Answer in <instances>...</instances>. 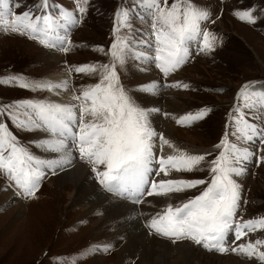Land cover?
Here are the masks:
<instances>
[{"label":"rangeland","instance_id":"1","mask_svg":"<svg viewBox=\"0 0 264 264\" xmlns=\"http://www.w3.org/2000/svg\"><path fill=\"white\" fill-rule=\"evenodd\" d=\"M141 3L144 4L142 0H87V3L80 4L86 9L85 12L80 13L77 10V0H48L47 8L41 7V0H8L12 11L20 13L31 11L33 16L50 14L57 18L55 34L60 36L67 34L73 46L65 53L49 49L37 40L30 39L27 34L11 32L6 34L0 31V76L20 74L30 80L44 81L47 61L42 59L43 51L51 50L60 57L59 65L65 70L68 64L108 63L110 57L105 53L116 39L113 29L117 26V12L128 9L130 27L120 28L119 35L130 39L131 54L126 58L124 65H117L121 84L142 106L138 94L145 92L138 90V86L153 82L132 83L128 81V76H133L135 69L150 67L155 74L156 91L163 95L161 97L163 103L161 102L158 113L165 121V126L158 128L153 124L154 121L150 120L152 127L158 133L162 132L176 148L192 154L211 153L212 155L204 162L206 165L218 155L219 150L214 146L219 143L227 127L232 124L230 113L234 105L242 103L236 99L241 86L253 83L255 90L264 86V0H194L195 4L211 12L209 20L202 21L201 27L215 34L216 45L212 51L201 52L197 43L192 42L186 63L167 77L156 68L154 62L137 58L138 53H144L146 56L155 55L151 50L154 40V37H151L153 10L147 4L141 6ZM249 8L254 10L256 16L254 24L241 21L233 14L234 10ZM63 11L71 12L77 22L74 25H65L64 20L59 18ZM98 47L105 51L96 50ZM69 75H71L70 84L73 86L87 85L98 80L97 75L89 76L82 73ZM175 81L187 83L190 87L185 89L165 86ZM50 95L51 92L47 90L31 91L15 85H0L2 103L24 99L51 100ZM166 102L170 103L169 106L165 105ZM201 108L210 109L203 119L190 125L176 123L174 117L179 118ZM165 113L169 115L166 116ZM4 119L0 116V120ZM252 119L255 120L254 117ZM5 122L30 152L43 159L45 151L37 147L35 142L46 137L47 133L39 130H21L16 128L13 122ZM255 122L260 123L259 120ZM229 139L235 142L234 137L230 136ZM158 147L160 144L157 138L155 152H158L159 149H156ZM165 151L173 153V149L168 146H164L163 152L158 153L164 154ZM75 154L80 159L79 153L75 152ZM77 158L75 160L81 164ZM82 162L91 169L89 164ZM244 166L247 171L239 177H233L242 189L237 218L264 216V162L258 165L253 158L245 162ZM44 171L45 176L33 198L16 196L12 191L15 189L8 187V182L0 176V264H72L73 261L75 264H144L145 262L146 264H150L149 262L187 264L188 259L194 262L191 264H261L255 258L249 259L231 251L227 253L208 251L189 240L173 243L168 238L149 234V229L145 226L147 219L168 203L177 204L198 195L205 185L162 197L161 201H157L156 197L155 199L152 197V200L145 197L146 202L137 204L129 199L131 204L129 202L127 204L131 205V209L127 211L125 217L122 214H114L111 210L107 211L108 204L101 201V205L98 195L95 200L90 197L93 201L90 199L88 202H78L74 197L76 190L69 179L61 184L58 171L55 175L49 169L45 168ZM89 173L93 180H96L95 174L92 171ZM154 178L210 179V173L202 166L201 170L194 172H172L170 177ZM97 187L104 196L116 198L115 194L105 192L99 183ZM8 197L14 198L15 202H10ZM121 201L126 203L123 199ZM105 210L106 212H103ZM15 212L20 215L17 216ZM111 214L115 218L113 222L110 221L113 219ZM134 218L135 220H132ZM117 226L123 230H119ZM134 229L137 233L143 234V244L131 235ZM257 237L264 238V231L249 233L245 239L254 241ZM230 240L227 245L229 248L233 246ZM240 242L242 241L236 243ZM104 244H110L111 248L108 251H90L92 246ZM172 246L176 249H172ZM147 251L148 253L151 251V256Z\"/></svg>","mask_w":264,"mask_h":264},{"label":"snow or ice","instance_id":"2","mask_svg":"<svg viewBox=\"0 0 264 264\" xmlns=\"http://www.w3.org/2000/svg\"><path fill=\"white\" fill-rule=\"evenodd\" d=\"M142 2L153 10L151 50L155 55H136L154 62L165 77L186 63L192 42L197 43L201 52L214 50L217 37L201 27V22L211 16L208 9L198 6L194 0ZM81 3H87V0H77V10L83 13L86 9L80 6ZM41 7L47 8L48 0H41ZM233 14L241 21L256 22L251 8L234 10ZM59 18L65 25L77 22L68 11L61 12ZM128 19V9L117 12V26L113 29L116 39L105 53L110 57L108 63L67 65L69 74L97 75L95 83L73 86L69 79L53 82L34 81L20 74L0 76V85H15L31 91L47 90L57 95V90L72 91L65 102L43 99L0 102V116L5 118L0 120V176L8 182V187L15 189L17 196L33 198L45 176L44 169L55 175L58 170L69 166L74 153L78 152L79 158L91 166L96 180L106 192L137 204L146 202L145 197H167L205 185L198 195L177 204L168 203L155 212L146 221L149 234L168 238L173 243L189 240L208 251H231L264 264V238L245 239L249 233L264 231V216L237 218L242 189L233 178L247 171L245 162L253 158L258 165L264 162V86L259 90H255L252 83L241 86L236 99L242 103L234 105L230 113L232 124L214 146L219 150L218 155L205 165L211 153L192 154L172 145L149 121L150 114L160 109L140 106L121 84L117 65H124L131 52L130 39L122 38L119 31L130 27ZM56 24L57 18L50 14L33 16L31 11H12L8 0H0V31L27 34L49 49L67 53L73 42L67 34H55ZM96 50L105 51L100 47ZM165 86L190 87L181 81ZM156 89L155 82L138 86V90L145 93L154 94ZM209 111L201 108L174 119L177 124L190 125L203 119ZM5 121L13 122L21 130L47 133L46 137L35 142L36 146L58 155L51 159L36 157ZM230 136L235 142L229 139ZM157 138L161 153L164 146L172 148L173 153L157 156ZM257 144L259 147H255ZM202 166L207 168L210 179L154 178L170 177L172 172H194L201 170ZM230 238L231 248L227 246ZM237 241L242 242L237 244ZM110 248V244L97 245L90 251H108Z\"/></svg>","mask_w":264,"mask_h":264},{"label":"bare ground","instance_id":"3","mask_svg":"<svg viewBox=\"0 0 264 264\" xmlns=\"http://www.w3.org/2000/svg\"><path fill=\"white\" fill-rule=\"evenodd\" d=\"M44 52V55L42 56L43 58V60H46L47 62H46V71H45V80L46 81H53V82H56V81H60V80H63V79H69V82H70V77H71V75H69V72L67 71V70H65L63 67H61L60 65H59V60H60V57L58 56V55H56L55 54V52L54 51H43ZM130 67V66H129ZM133 70H134V68H133ZM154 71L150 68V67H142L141 69H135V74L133 75V76H128V81H130V82H132V83H137V84H142V83H145V82H154L155 81V78H154ZM127 78V77H126ZM44 80V81H45ZM144 85V84H143ZM58 92H59V95H57V94H55V93H53V92H51V95H50V98H51V100L52 101H57V102H65V101H67L68 99H69V97L71 96V89H69V90H57ZM49 95V94H48ZM138 96L140 97V99H138V100H140V104L142 105V106H144V107H146V108H159L160 107V105H161V102L163 103V101H162V99H161V97H163V95L161 94V93H158L157 91H155V93L153 94V93H145V94H138ZM49 97V96H48ZM169 104L170 103H167L166 102V104L165 105H167V106H169ZM150 120H153L154 121V125L156 126H158V128H160V127H163V126H165V121H163V119L161 118V115H160V113H158V112H153L152 114H150V116H149V121ZM167 128V127H166ZM162 129V128H161ZM157 150H158V152H160V147H158V148H156ZM158 152H156V155L157 156H159V155H164V156H166V155H169V154H172V153H167L166 151H165V153L164 154H160V153H158ZM58 154H56V153H49V152H44V157H43V159H51V158H53L54 156H57ZM75 158H76V154L74 153V159H73V161H72V163L69 165V166H66V167H64L62 170H58V173H59V179H60V181H61V184L63 183V181L64 180H66V179H69V181H71V183H72V185L74 186V188H75V190L76 191H74L75 192V199L79 202H88V201H90V199L92 198V199H96L98 196H99V199H100V201H99V203L102 205V203H103V201H105L107 204H108V208L106 209L107 211H109V210H111V212L112 213H118V214H122V215H125L126 213H127V211L128 210H130L131 209V205H129V204H127V202H129L130 203V201H129V199H126V198H124V197H119V196H116V198H114V199H112V198H109L108 196H104L103 195V193L98 189V187H97V184H98V182L96 181H94L93 180V178H92V176H91V174L89 173L90 171H91V169H90V167L88 166V165H86V164H84L83 162H82V160H78V161H80L81 162V164L79 163V162H77L76 160H75ZM82 165H84V166H86V168L85 167H83ZM89 171V172H88ZM158 179V178H157ZM63 188V187H62ZM7 190V189H6ZM12 191H14L15 192V190H12ZM10 192V191H9ZM106 192V191H105ZM70 193V192H69ZM107 193H109V192H107ZM16 195V194H15ZM98 195V196H97ZM110 195V194H109ZM17 196V195H16ZM111 196V195H110ZM71 197V196H70ZM73 197V196H72ZM91 197V198H90ZM112 197H114V196H112ZM152 197H154V199H155V197L157 198V201H161V198L162 197H157V196H151V197H149V199H151ZM9 198V197H8ZM117 198H119V199H117ZM91 199V201H93ZM125 200L126 201V203H124L123 201H121V200ZM15 199L14 198H9V201L11 202V201H14ZM152 200V199H151ZM5 201V200H4ZM17 201V200H16ZM101 201H102V203H101ZM150 201V200H149ZM15 202V201H14ZM75 202V201H74ZM158 203V202H157ZM96 204H97V202H96ZM131 204V203H130ZM156 204V203H155ZM81 205V204H80ZM86 205V204H85ZM84 205V206H85ZM104 205V204H103ZM83 206V207H84ZM91 206V205H90ZM92 206H94V204L92 205ZM84 209V208H83ZM88 209V208H87ZM90 210V209H89ZM92 210V209H91ZM99 210H100V207H99ZM103 210V209H102ZM106 210L105 211H103V212H106ZM85 211V210H84ZM98 212V211H97ZM110 212V211H109ZM131 212V211H130ZM130 212H129V214H130ZM10 213H11V211H10ZM82 213V212H81ZM133 213V212H132ZM15 214L18 216V215H20L18 212H15ZM92 214V213H91ZM96 214V213H95ZM108 214V213H107ZM103 215H104V213H103ZM112 215V214H111ZM111 215H108V217L109 216H111ZM127 215V214H126ZM126 215H125V217H126ZM132 215V214H131ZM137 215V214H136ZM113 216L114 215H112V218H113ZM88 217H89V215H88ZM94 217V216H93ZM96 217V216H95ZM116 217V216H115ZM120 217H121V215H120ZM90 218H91V216H90ZM123 218V217H122ZM132 218V217H131ZM97 219V218H96ZM108 219H110V218H108ZM115 218H113V219H110V221L112 220V222H113V220H114ZM118 219V218H117ZM117 219H116V221H117ZM129 219H130V217H129ZM100 220V219H99ZM105 220V219H104ZM121 220V219H120ZM132 220H135V218L134 219H132ZM101 221H103V220H101ZM109 221V220H108ZM119 221V220H118ZM126 221V220H125ZM54 222V221H53ZM92 222V221H91ZM94 222H96L95 220H94ZM99 222V221H98ZM97 222V223H98ZM122 222V221H121ZM124 222V221H123ZM129 222V221H128ZM128 222H127V224H128ZM135 222V221H134ZM137 222H139L138 220H137ZM101 223V222H100ZM99 223V224H100ZM114 223H116L115 221H114ZM113 223V224H114ZM126 223V222H125ZM124 223V224H125ZM93 224V223H92ZM95 224V223H94ZM103 224H106V223H103ZM130 224V223H129ZM136 224H138V223H136ZM109 225V224H108ZM107 225V226H108ZM115 225V224H114ZM117 225V224H116ZM133 225V224H132ZM118 226H119V224H118ZM118 226H117V228H118ZM138 226V225H137ZM136 226V227H137ZM97 227H99V226H97ZM101 227V226H100ZM115 227V226H114ZM120 227H122L121 225H120ZM126 227V226H125ZM130 227V226H129ZM136 227H134L135 229H136ZM106 228V227H105ZM112 228V227H111ZM114 229V228H113ZM119 230H123L122 228H118ZM134 229V231L132 232V234L131 235H133L134 237H136L137 239H138V241H142V238H143V234L142 233H137L136 232V230ZM115 230V229H114ZM132 230V229H131ZM127 231V230H126ZM141 232V231H140ZM116 233V232H115ZM129 233V232H128ZM123 234V233H122ZM122 234H120V235H122ZM125 234V233H124ZM123 234V235H124ZM144 234H146V233H144ZM115 236V235H114ZM113 236V237H114ZM117 236V235H116ZM109 237V236H108ZM124 237V236H123ZM130 237V236H129ZM129 237H127V238H129ZM144 237H145V235H144ZM117 238V237H116ZM115 238V239H116ZM126 238V237H125ZM133 238V237H132ZM135 238V239H136ZM147 238V237H146ZM154 238V237H153ZM112 239V238H111ZM118 239V238H117ZM130 239V238H129ZM136 239V240H137ZM126 241H129V240H126ZM151 241V240H150ZM231 241V240H230ZM166 242H169V241H167L166 240ZM159 243H161L160 241H159ZM131 244V243H130ZM129 244V245H130ZM141 244H143V241H142V243ZM158 244V243H157ZM169 244V243H168ZM164 245V244H163ZM158 246V245H157ZM126 247H128V246H126ZM143 247V246H142ZM149 247V246H148ZM169 247V246H168ZM187 246H184V248H186ZM190 247V246H189ZM136 248V247H135ZM145 248V247H144ZM156 248V247H155ZM176 249V247H173L172 246V249ZM188 248V247H187ZM160 250V249H159ZM179 250V249H178ZM185 250H187V249H185ZM142 251V250H141ZM182 251V250H181ZM184 251V250H183ZM182 251V252H183ZM128 252V251H127ZM136 252V251H135ZM151 252V251H150ZM148 253V251H147V254H150V256H151V254L152 253ZM157 252V251H156ZM176 252V251H175ZM155 253V252H154ZM162 253V252H161ZM165 253V252H164ZM142 254V253H141ZM184 254V253H183ZM155 255V254H154ZM157 255V254H156ZM159 255V254H158ZM164 254H162V256H163ZM183 256V255H182ZM164 257V256H163ZM181 257V256H180ZM184 257H185V255H184ZM193 257V256H192ZM159 258V257H158ZM199 258V257H198ZM148 259H149V256H148ZM170 259V258H169ZM188 259V258H187ZM192 259V258H191ZM203 259V258H202ZM153 260V259H152ZM163 260V259H162ZM165 260V259H164ZM193 260H194V257H193ZM149 261V260H148ZM151 261V260H150ZM158 262V261H157ZM169 262V261H168ZM186 262H187V264H191L193 261H190V259H188V260H186ZM147 262H145L144 264H146ZM150 264H151V262H149ZM161 263V262H160ZM170 263V262H169ZM194 263V262H193ZM158 264V263H157ZM164 264V263H163Z\"/></svg>","mask_w":264,"mask_h":264}]
</instances>
